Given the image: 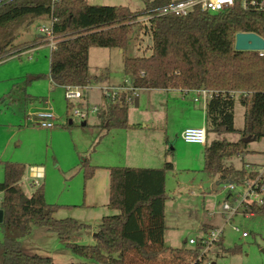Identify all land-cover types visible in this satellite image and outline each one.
<instances>
[{"label":"trees","instance_id":"1","mask_svg":"<svg viewBox=\"0 0 264 264\" xmlns=\"http://www.w3.org/2000/svg\"><path fill=\"white\" fill-rule=\"evenodd\" d=\"M172 1L153 0L143 10L132 12L124 7L90 6L85 0H0V62L37 44L45 45L41 38L20 46L14 42L21 28H27L35 20H52L57 44L50 54L51 84L57 88L86 87L90 85L89 50L115 49L124 55L129 34L134 27L142 28L140 19L148 18L143 28L151 40L150 56L125 58L122 62L123 74L132 78L133 88L175 90L183 94L212 92L205 106L207 138L209 134L235 132L237 101L245 109L241 137L249 142L264 139V57L234 51L235 36L239 33L255 34L264 40V13L245 12L236 7L217 15L195 11L186 17H153L156 10ZM24 98L29 106L45 102L44 98L27 94ZM103 99L104 106L98 112L100 129H135L127 121L126 94L114 100ZM246 144L206 141L202 173L217 174L222 183L241 180L242 169L226 167L224 162L242 155ZM85 165L84 162L81 167L84 179L91 180L96 168L87 170ZM108 170L106 207L117 214L101 219L93 246L67 244L73 254L98 264L204 263L206 256L197 261L202 250L199 243L186 250L164 244L165 179L167 172L172 171L170 163L160 169ZM24 174L23 165H3L0 264H53L49 258L24 254L19 240L30 236L33 229L43 228L67 243L73 235L90 227L73 219L57 220L55 215L61 207L46 203L42 186L28 197L20 185ZM263 209L251 207L250 215L262 214ZM222 239L216 244L221 252L228 256L240 253V247L224 249Z\"/></svg>","mask_w":264,"mask_h":264},{"label":"rangeland","instance_id":"2","mask_svg":"<svg viewBox=\"0 0 264 264\" xmlns=\"http://www.w3.org/2000/svg\"><path fill=\"white\" fill-rule=\"evenodd\" d=\"M152 1L85 0L90 6L124 7L132 12L143 10L146 3ZM139 21L142 28H133L124 55L115 49L90 50V90L83 100L72 103L74 108L90 110L95 107L99 110L105 101L100 88L132 85V78L123 74V60L147 58L151 54L150 37L144 34V19ZM47 25L48 21L41 19L35 20L27 28H21L14 45L36 41L38 27ZM50 54L46 45L37 44L28 51L0 62V183L4 181L5 163L23 165L25 174L21 187L27 195H31L35 189L26 182L29 169L42 168L44 176L39 184L43 187L45 201L49 205L61 207L55 218L73 219L90 229L73 235L66 243L43 228H35L30 236L19 240L24 254L49 258L53 264H98L73 254L67 248V244L93 246L101 219L117 214L106 207L107 171L98 170L94 178L85 180L81 167L84 162L87 170L88 167L105 165H145L136 160L123 161V148L128 145L129 159L134 158L136 150L143 148V153L152 158L146 164L151 165V168L160 169L165 163L172 165V171L167 172L165 179V246L192 249L188 241H200L205 236L203 226H212L213 230L223 227V248L240 247V253L228 256L213 247L206 254L203 264H264V209L262 214L236 216L226 223L222 212V204L227 196L224 189L226 183H222L217 174L202 173L204 146H190L180 138L183 130L197 127L195 123L202 121L201 104L192 101L194 94L182 98L183 95L178 92L142 90L138 92L137 106L135 102L128 103L127 121L135 127L134 131L100 129L98 114H89L86 126L82 127L83 122L73 118L67 109L63 89L54 87L50 82ZM12 91L13 94L9 95ZM24 94L47 100L48 108L56 117L53 130H44L34 124L30 115L44 108L31 109ZM244 112L245 109L236 101L235 132L209 134L207 143H236L244 140L240 135ZM263 153L264 139L251 141L246 144L242 155L226 160L224 164L235 170H241L246 164L260 165L264 161ZM242 234L246 237H242ZM2 240L0 230V242Z\"/></svg>","mask_w":264,"mask_h":264},{"label":"built area","instance_id":"3","mask_svg":"<svg viewBox=\"0 0 264 264\" xmlns=\"http://www.w3.org/2000/svg\"><path fill=\"white\" fill-rule=\"evenodd\" d=\"M239 7L242 11L264 13V0H173L171 3L164 5L156 10L154 16L159 17H186L195 11L217 15L229 10ZM53 22L49 21L47 26L38 27V34L43 39L45 45L51 52L55 51L57 40L53 34ZM143 23L147 25L148 18H145ZM259 57H264V50L255 52ZM64 91V99L67 107L73 118L86 122L89 114H98L97 108L79 109L74 108L72 103L79 102L84 99L89 86L86 87H72L66 86L62 88ZM103 97L111 100L116 99L120 94H126L129 103L138 99V92L140 90L126 86H119L117 88H100ZM110 93V94H109ZM195 97L194 103H200L203 106L212 97V92L206 90H198L193 92ZM28 115V114H27ZM34 124L44 130H53L55 127L56 117L49 108L36 111L35 114L30 115ZM35 119V121H34ZM181 140L187 145L205 146L207 141V134L205 127L202 128H187L182 131L180 135ZM264 158V153H263ZM243 177L241 180L225 184V191L227 192L226 199L222 204V212L226 218V223L231 221L236 216H251V207L264 208V161L260 165L246 164L242 168ZM42 171L38 168H30L29 176L26 182L30 183V187L36 189L40 186L39 181L42 179ZM238 232L237 229H234ZM223 227L219 230H209L205 236L198 242L193 240L188 241V245L193 248L199 243L202 250L197 258L201 261L202 258L216 247L222 237ZM242 237H246L242 234Z\"/></svg>","mask_w":264,"mask_h":264},{"label":"crops","instance_id":"4","mask_svg":"<svg viewBox=\"0 0 264 264\" xmlns=\"http://www.w3.org/2000/svg\"><path fill=\"white\" fill-rule=\"evenodd\" d=\"M37 33H38V30H37ZM37 39L38 40H40V36H39V34H38V36H37ZM91 50V49H90ZM90 50H89V52H90ZM119 53H121V51H119ZM88 56H89V54H88ZM146 91H150V90H146ZM170 91H172V92H178V93H180L179 91H175V90H169V91H161V92H170ZM181 95H183L182 96V98H184V96H186V95H188V94H183V93H180ZM189 94H191V93H189ZM194 97H195V95H194ZM194 99V98H193ZM138 101H139V98L137 99V101H136V106L138 105ZM193 101V100H192ZM194 103V102H193ZM201 106V109H202V116H201V120L202 121H200V123H195V125L197 126V127H193V128H202V127H205V106H203L202 104L200 105ZM49 106H48V102H47V100L45 99V102H44V104L43 105H41V104H34V105H31L30 106V108L32 109V108H37V109H39V108H48ZM67 109H68V107H67ZM69 123H71V122H69ZM86 123V122H85ZM202 123V124H201ZM200 124L202 125V126H200ZM145 128H147L146 126H145ZM128 131H134V129H129V130H126L125 132H128ZM182 133V132H181ZM181 135V134H180ZM126 139H129V137L128 138H126ZM190 146H196V145H190ZM128 145H125V147L123 148V161L125 162V161H129V160H134L133 162H135V160L137 161V162H140V164H145V165H139V166H141V167H125V168H150V169H153V168H156V167H150L151 165H146V164H148L147 162H150V160H152V158L150 157V156H146V154L145 153H143V148H140V150H136L137 152V156L136 155H133V159H129V157H128ZM135 147V146H134ZM132 149V148H131ZM134 149V148H133ZM136 149V148H135ZM134 149V150H135ZM204 149V148H203ZM134 154H135V152H133ZM143 153V154H142ZM154 160V159H153ZM157 164H158V162H157ZM96 169H95V173L94 174H96V172L98 171V170H105V171H107V173H108V183H109V168H113L112 166H108V165H105V166H103V167H95ZM38 169H40L41 171H42V174H43V176H44V170L42 169V168H38ZM93 178H94V176H93ZM20 185H21V182H20ZM22 186V185H21ZM214 189H216V186H214ZM24 192V191H23ZM25 193V192H24ZM26 194V193H25ZM27 195V194H26ZM28 197L30 196V195H27ZM108 203V202H107ZM212 229V226H203L202 227V231H204V233L207 231V230H209V229ZM206 234V233H205ZM164 239V238H163ZM168 247V246H167ZM171 248V247H170Z\"/></svg>","mask_w":264,"mask_h":264},{"label":"water","instance_id":"5","mask_svg":"<svg viewBox=\"0 0 264 264\" xmlns=\"http://www.w3.org/2000/svg\"><path fill=\"white\" fill-rule=\"evenodd\" d=\"M264 50V40L255 34L239 33L235 36L234 51L235 52H258ZM85 122L81 124L82 127ZM243 143H248V139L242 140ZM3 222V212L0 210V224Z\"/></svg>","mask_w":264,"mask_h":264}]
</instances>
